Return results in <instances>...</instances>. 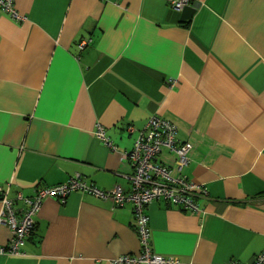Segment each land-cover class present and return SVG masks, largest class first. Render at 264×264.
I'll use <instances>...</instances> for the list:
<instances>
[{
	"label": "crops",
	"instance_id": "obj_1",
	"mask_svg": "<svg viewBox=\"0 0 264 264\" xmlns=\"http://www.w3.org/2000/svg\"><path fill=\"white\" fill-rule=\"evenodd\" d=\"M172 1L14 0L24 22L0 10V187L17 200L81 173L130 192L127 128L157 115L194 145L185 173L208 196L195 215L148 206L153 251L252 264L264 250V0H193L181 11ZM34 220L21 254L0 264H111L142 251L131 204L74 192L45 200ZM10 239L0 225V245Z\"/></svg>",
	"mask_w": 264,
	"mask_h": 264
},
{
	"label": "built area",
	"instance_id": "obj_2",
	"mask_svg": "<svg viewBox=\"0 0 264 264\" xmlns=\"http://www.w3.org/2000/svg\"><path fill=\"white\" fill-rule=\"evenodd\" d=\"M192 1L173 0L172 6L181 11ZM0 10L16 22L27 20L16 9L14 0H0ZM86 45L87 41H83L80 47L83 49ZM127 130L136 135L132 150L122 154V159L128 161L133 170L130 192L120 187L102 190L88 183L81 173H76L64 184L40 188L33 197L19 194L17 200L9 199L8 191L0 187V225L7 226L11 232L9 242L0 245V256L21 254L23 246L35 231L34 217L39 214L45 200L55 198L65 203L69 195L81 192L110 200L115 208L127 204L133 206L134 228L142 251L138 255L119 256L111 264H181L178 259L153 251L147 208L154 202H164L192 215L202 211L197 198L208 196V190L204 185L189 179L185 173L191 162L194 145L191 142H180L178 126L157 115H152L143 129L129 125ZM95 135L111 150L117 149L107 137L102 124L96 125ZM17 202H23L24 207L17 208ZM252 264H264V250Z\"/></svg>",
	"mask_w": 264,
	"mask_h": 264
},
{
	"label": "trees",
	"instance_id": "obj_3",
	"mask_svg": "<svg viewBox=\"0 0 264 264\" xmlns=\"http://www.w3.org/2000/svg\"><path fill=\"white\" fill-rule=\"evenodd\" d=\"M34 233V232H33Z\"/></svg>",
	"mask_w": 264,
	"mask_h": 264
}]
</instances>
